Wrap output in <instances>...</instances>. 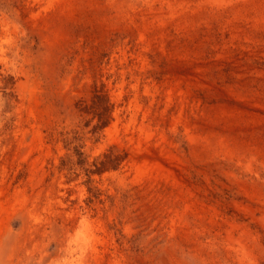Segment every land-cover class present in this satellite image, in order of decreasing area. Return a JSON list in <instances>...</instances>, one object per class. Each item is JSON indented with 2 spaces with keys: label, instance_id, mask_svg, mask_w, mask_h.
Returning <instances> with one entry per match:
<instances>
[{
  "label": "rangeland",
  "instance_id": "rangeland-1",
  "mask_svg": "<svg viewBox=\"0 0 264 264\" xmlns=\"http://www.w3.org/2000/svg\"><path fill=\"white\" fill-rule=\"evenodd\" d=\"M0 264H264V0H0Z\"/></svg>",
  "mask_w": 264,
  "mask_h": 264
}]
</instances>
